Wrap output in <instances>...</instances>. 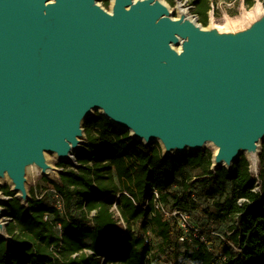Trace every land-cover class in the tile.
Segmentation results:
<instances>
[{
	"label": "water",
	"instance_id": "water-1",
	"mask_svg": "<svg viewBox=\"0 0 264 264\" xmlns=\"http://www.w3.org/2000/svg\"><path fill=\"white\" fill-rule=\"evenodd\" d=\"M96 1L0 0V178L15 198L30 200L29 167L50 173L45 153L76 162L94 110L166 157L213 144L212 170L259 148L258 169L264 17L224 33L173 19L161 0H113L111 12ZM9 199L0 194L7 241Z\"/></svg>",
	"mask_w": 264,
	"mask_h": 264
},
{
	"label": "trees",
	"instance_id": "trees-1",
	"mask_svg": "<svg viewBox=\"0 0 264 264\" xmlns=\"http://www.w3.org/2000/svg\"><path fill=\"white\" fill-rule=\"evenodd\" d=\"M189 2L207 26L211 0ZM84 132L87 143L76 164L59 163L63 170L50 181L51 202L29 190L25 207L5 189L11 241L0 238V264H152L150 236L160 241L166 264H264V142L254 174L245 156L231 172L212 170L213 157L206 152L166 157L158 143L147 147L119 133L101 113L85 121ZM197 188L215 200L214 211L203 214L228 222L227 231L218 235L192 222ZM155 203L187 214L197 237L181 242L183 230L163 220ZM214 236L219 244L213 248Z\"/></svg>",
	"mask_w": 264,
	"mask_h": 264
},
{
	"label": "rangeland",
	"instance_id": "rangeland-1",
	"mask_svg": "<svg viewBox=\"0 0 264 264\" xmlns=\"http://www.w3.org/2000/svg\"><path fill=\"white\" fill-rule=\"evenodd\" d=\"M170 10L171 16L173 19H180L181 15L178 10L179 2L182 3L184 8L189 12V14L196 19V21L199 23V17L194 14V7L190 4L189 0H161ZM98 5L103 7L107 12L112 11L113 6V0H97L96 1ZM261 5L264 7L263 3L260 0H253L252 5H248L246 0H211V11L208 14V24L207 26H202L205 30H211V29H217L220 32H239L244 29H247L250 27L259 17L253 16V10L255 6ZM100 113V110H94L92 112V116H95ZM84 126L85 122L82 125L83 132H84ZM116 129V128H115ZM117 131V129H116ZM81 141L80 149L78 151L73 152V156L75 158L76 155L80 154L81 150L85 147L87 143V137L84 132V135L82 138H79ZM263 142L261 143V145ZM200 152H206L208 154H211L212 157L216 154L217 149L216 147L211 144L207 143L203 150ZM199 152V153H200ZM195 154L190 151H187V154ZM186 154V155H187ZM245 156L247 158V155L244 153L241 155V157ZM45 158L48 163V165L51 167V171L47 176H44L41 173V170L37 167L32 168L31 170L26 171V188L29 192V190H33L34 194L37 197H43L44 199L48 200L49 202L52 201L53 195H54V189L53 185L50 181H56L59 178V173L63 170L59 166V163L62 164H76V162L73 163H63L60 162L57 156L53 153H45ZM248 159V158H247ZM250 169L252 173L257 174L258 169H255L250 165ZM193 175H196V171L192 172ZM5 189L12 191V184L8 178L1 179L0 178V194L7 198L4 195ZM30 195V193H29ZM193 195L196 199L195 208H193L190 212V218L194 224L196 223L201 229H204L206 231H212L214 233H217L220 235L222 232L227 231L229 223H223V222H215L208 220V215L203 214L205 211L212 212L214 211V205L215 200L213 199H206L202 196H200V190L197 188ZM31 198V197H30ZM1 207L5 210L4 205H1ZM196 216L201 217L202 223H198ZM116 218L119 217L118 213H116ZM8 219V218H7ZM5 220L8 223V220ZM138 227L137 225H133V231L137 233ZM215 237L212 238V246L213 248L216 247L219 244L218 240H215ZM150 242L152 246L154 247L152 264H166L167 257L162 253L161 251V243L159 240L153 238L150 236ZM237 251L236 249H234ZM183 252V248L180 250ZM183 261V259H181Z\"/></svg>",
	"mask_w": 264,
	"mask_h": 264
},
{
	"label": "built area",
	"instance_id": "built-area-1",
	"mask_svg": "<svg viewBox=\"0 0 264 264\" xmlns=\"http://www.w3.org/2000/svg\"><path fill=\"white\" fill-rule=\"evenodd\" d=\"M156 198H158L157 193H155ZM156 204V208L162 212H164V216H163V220L165 221H174L176 222V224L180 227L181 230H183V237L180 238V241L183 242L186 240L187 235H193L194 237L196 236V230H194L190 224V220H189V216L185 213H183L182 211L175 209L173 211H165L163 206L160 205L159 203H155ZM60 206V204H59ZM8 222L10 221V219H7ZM89 254H91L89 252ZM106 260V257H103L101 259V263H104ZM197 264V263H196Z\"/></svg>",
	"mask_w": 264,
	"mask_h": 264
},
{
	"label": "bare ground",
	"instance_id": "bare-ground-1",
	"mask_svg": "<svg viewBox=\"0 0 264 264\" xmlns=\"http://www.w3.org/2000/svg\"><path fill=\"white\" fill-rule=\"evenodd\" d=\"M178 10H179V13H182L183 15H186V18H189V20H191V21L195 20L194 17H192L189 14V12L184 8L182 3H180V2H179V5H178ZM253 16H255V17H264V7L261 6L260 4L255 6V8L253 10ZM259 145L260 144L258 143V146ZM258 153H259V148L255 152L247 153L248 159H249L251 165L255 169H256V166H257ZM28 169L31 170L30 167Z\"/></svg>",
	"mask_w": 264,
	"mask_h": 264
}]
</instances>
